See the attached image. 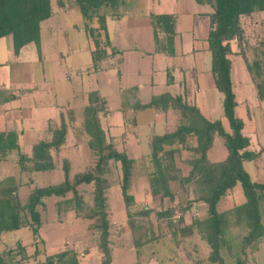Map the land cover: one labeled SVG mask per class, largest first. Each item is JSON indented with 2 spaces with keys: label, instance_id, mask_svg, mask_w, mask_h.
<instances>
[{
  "label": "rangeland",
  "instance_id": "374dc122",
  "mask_svg": "<svg viewBox=\"0 0 264 264\" xmlns=\"http://www.w3.org/2000/svg\"><path fill=\"white\" fill-rule=\"evenodd\" d=\"M62 1L69 7L66 11H55L42 23L40 46L32 42L20 53H16L12 37L0 38V134H19V149L12 151L10 157L0 163V178L4 180L14 176L19 184V197L22 203H26L33 188L63 182L65 161L70 164V178L93 165L95 157L87 143L88 138L83 127V109L88 102V94L98 90L107 99L108 115L103 118V126L109 135L112 134L118 150H126L138 161V175L134 179L132 192L137 200L136 205H141L149 188V177L144 175L142 170L147 169L149 172L152 167L149 162L150 139L155 134L162 135L174 131L182 123V117L178 111L164 112L153 108L127 111L125 115L121 107L122 91L136 87L139 100L143 104L148 103L152 96L164 93L179 94L188 101H194L208 118L222 120L225 129L231 132L224 116L223 95L216 89L211 74L212 56L207 48L210 20L202 14L209 11L210 7L196 4L199 16L178 17L179 35L175 47L180 55L171 57L154 49L148 13L173 14L180 10L178 0H129V4L119 10L122 16L110 18L106 23L107 39L112 47L123 51V61L119 63L120 57L108 58L103 63L105 69L93 73L90 67L94 44L84 30L82 15L78 8H75L74 0ZM55 2L58 3L59 0ZM241 25L244 38L237 51L240 52L241 49L244 57L239 54L232 56L236 112L244 122L243 134L251 141L250 149L261 153L257 161L244 162V167L253 181L264 182V109L258 99L253 76L246 66V60L251 63L264 43V13L243 17ZM101 38L102 41L106 40L104 33ZM112 62L116 67L111 66ZM181 67L190 69L181 70ZM31 75L35 76L34 83ZM30 88L33 89L28 90ZM131 102V99H128V103ZM62 117L66 118L64 119L69 128L61 149H51L55 169L21 173L19 156L31 155L33 147L42 141H52L55 136L53 130L60 128ZM134 117L136 126H129L131 124L128 121ZM11 140L12 138L9 139ZM227 155L224 139L217 135L213 147L208 152V158L219 162ZM187 170L188 168L185 172ZM107 177L114 242L125 245L123 250H116L119 262L130 264L125 258L132 259L133 256L136 261L137 255H140L138 261L142 264L153 250L168 252L164 245L171 246L168 241L171 230L162 218L158 217L163 208L170 207L168 200L156 199L145 217H140L137 209H132L133 225L138 228L131 233L121 195L120 167L113 164ZM91 189L92 185L80 186L87 209L92 205ZM59 199L55 196L45 199L46 209L41 210L43 226L40 232L45 242L40 243L39 248L51 254L66 246L68 249H76L79 257L81 253L86 252L85 256H82L81 264H101L91 221L78 217L73 205L58 216L57 210L61 212V207L56 201ZM245 200L242 187L238 184L221 200L218 209L227 210L244 203ZM197 207L189 218H202L206 215L204 206ZM121 233L123 236H120ZM160 235L168 238L152 240V237ZM33 237L29 228L4 233L0 236V252L13 247L20 240L29 244L28 253H32L34 247L30 244ZM171 248V252L176 251L178 257L176 260L166 259L165 264H183L182 260H186L185 252H189L191 258L188 264L195 261L211 264L207 261L210 249L197 235L188 239L180 249L173 246ZM236 253L243 259L241 253ZM223 256L227 264H237L235 255L232 257L223 251ZM42 259L44 255L38 257V260ZM36 262L37 260L32 258L26 264ZM263 262L264 240L251 248L246 264ZM115 263L119 264L117 260Z\"/></svg>",
  "mask_w": 264,
  "mask_h": 264
},
{
  "label": "trees",
  "instance_id": "16d2710c",
  "mask_svg": "<svg viewBox=\"0 0 264 264\" xmlns=\"http://www.w3.org/2000/svg\"><path fill=\"white\" fill-rule=\"evenodd\" d=\"M195 1L210 7L206 15L210 20L207 48L212 56L211 74L216 89L223 95L224 116L231 132L225 129L222 120L208 118L194 101H188L181 95L164 93L152 96L148 103L142 104L134 88L122 92L121 107L124 114L130 110L135 112L148 108L164 112L174 110L181 114L182 123L174 131L151 137L149 162L152 167L149 172L147 169L142 170L149 177L151 195L169 202L170 207L163 208L158 217L171 230L168 234L171 246L180 249L188 239L197 235L210 249L207 261L211 264H227L223 251L232 257L235 255L237 264H246L248 252L255 244L264 240V182L253 181L244 167V162L257 161L261 153L250 149L251 141L243 134L244 122L236 112L232 56L239 54L244 57L241 49L240 52L237 51L244 38L241 19L264 13V0ZM128 2L129 0H74L75 8H78L84 20V30L94 44L91 72L104 70L103 63L118 52L107 39L106 23L110 18H120L122 14L119 10ZM68 7L62 0L58 3L55 0H0V38L11 36L16 53H20L32 42L40 46L42 23L55 11H66ZM149 21L156 51L175 56L177 16L149 12ZM94 23H97L96 26ZM103 33L106 36L104 41L101 38ZM260 48L251 63L246 60V66L253 76L257 96L264 109V43ZM128 99L132 101L130 104ZM107 113V99L98 90L90 92L83 109V127L95 160L86 171L70 178V164L65 161L63 182L33 188L26 203H22L18 192L19 184L13 177L0 181V236L21 228H29L34 236V241L30 244L34 247L31 254L28 253V244L18 240L13 247L0 252V264H26L32 258L37 260L36 264H81L86 252L79 257L76 249H68L66 246L51 254L39 248L40 243L45 242L40 236L43 226L41 210L46 209L45 199L53 196L60 198L56 201L61 207V212L57 210L58 216L73 205L78 217L91 221L101 264H113L114 237L107 177L113 164L121 169L120 189L131 233L138 228L133 225L132 209H137L140 217H145L150 207L136 205L132 188L138 175V161L130 157L126 150L119 151L116 147L115 139L103 126L102 119ZM68 128L62 117L60 128L53 130L55 136L52 141H42L35 145L32 156H19L21 170L55 169L51 149H61ZM217 135L224 139L228 155L222 161L213 162L208 158V152ZM11 137L13 140L7 141L6 134H0V151L6 150L4 156L0 157L2 161H6L9 152L19 149L16 135ZM238 184L242 187L245 202L220 211L219 203ZM86 185H92L93 200L88 209L80 193V186ZM200 204L205 205L206 215L202 218H189ZM165 237L168 238L160 235L152 237V240L166 239ZM171 246L164 245L169 250L166 253L156 249L149 255L157 256L160 264H165L166 259L176 260L178 254L176 251L171 252ZM236 252L241 253L243 259ZM41 255H44V259L38 260ZM186 256V260H182L183 264H187L189 260L188 255ZM139 257L137 255V263L140 264ZM193 264L201 263L195 261Z\"/></svg>",
  "mask_w": 264,
  "mask_h": 264
},
{
  "label": "crops",
  "instance_id": "0c3cea01",
  "mask_svg": "<svg viewBox=\"0 0 264 264\" xmlns=\"http://www.w3.org/2000/svg\"><path fill=\"white\" fill-rule=\"evenodd\" d=\"M128 4H129V2H128ZM127 4V5H128ZM178 4H179V11H177V12H175V13H173L174 15H176L177 16V31H178V23H179V20H178V17H180V15H184V16H189V17H191V16H195V17H197V16H199L200 15V12L198 13L197 12V5H199V4H197L196 3V1L195 0H178ZM197 4V5H196ZM154 13H157V12H154ZM207 13H209V11L207 10V11H205V12H203L202 14L205 16V17H208L206 14ZM169 14H172V13H169ZM148 15H149V13H148ZM148 18H149V16H148ZM152 28V27H151ZM178 35H179V31H178ZM7 37H11V36H7ZM154 37V36H153ZM178 37V36H177ZM12 39V38H11ZM176 40H177V38H176ZM153 43H154V49L156 50V43H155V40L153 41ZM114 48V47H113ZM115 50H117L118 52H116L115 53V55H113L112 57H110V58H119L120 57V59L118 60L119 61V63L120 62H122L123 61V51L122 50H120V49H118V48H114ZM192 51H194V50H192ZM111 53V52H110ZM177 54H179V53H177V48H176V52H175V56H171V57H176L177 56ZM184 54V52L182 53V55ZM180 55V54H179ZM195 55H197V53L195 54ZM117 61V62H118ZM112 65H114V67H116V65H115V63L114 62H112L111 63V66ZM110 66V67H111ZM168 70H169V68H167ZM183 69H190V68H188V67H185V68H183V67H181V70H183ZM194 70V69H193ZM31 79H32V83H34L35 82V76L34 75H31ZM136 89V94L138 93L137 92V88L136 87H130L129 88V90L130 89ZM33 88H30V89H28V90H32ZM126 90H128V89H125V91ZM123 92V91H122ZM172 94V93H171ZM102 95V94H101ZM172 95H179V94H172ZM103 96V95H102ZM13 97V95H11V98ZM105 97V96H104ZM137 97H138V94H137ZM6 98H4V100H5ZM10 99V98H9ZM138 99H139V97H138ZM142 103V102H141ZM143 104V103H142ZM130 111H133V110H130ZM108 115V114H107ZM126 115V114H125ZM104 117H106V116H104ZM65 118V117H64ZM66 119V118H65ZM102 121H103V119H102ZM128 123L129 124H131V125H129V126H133L134 125V127L136 126V124H137V122H136V119H135V117H134V119L132 118L130 121H128ZM105 128V127H104ZM7 131V130H6ZM109 133V132H108ZM1 134H5V133H1ZM13 134H15L16 135V137H17V142H18V138H19V134L17 133V132H12V133H7L6 134V140L7 141H9V139L10 138H12V140H13V137H11ZM110 136H112V134H110ZM19 144V143H18ZM12 151H14V150H12ZM11 151V152H12ZM6 152V150H1L0 151V157L1 156H4V153ZM11 152H9V157H10V155L12 154ZM32 154H33V149H32ZM32 154L31 155H28V156H32ZM25 155H27V154H25ZM130 156V155H129ZM131 157V156H130ZM133 158V157H132ZM19 159V158H18ZM135 159V158H134ZM1 162H3L1 159H0V163ZM19 164V163H18ZM20 166V165H19ZM3 171V170H2ZM29 171H31V172H37V171H33V170H21V168H20V172L21 173H24V172H29ZM145 175V174H144ZM0 177H1V169H0ZM10 177H13L14 179H15V177L14 176H10ZM2 179L0 178V181H1ZM15 181H16V179H15ZM16 183H18L17 181H16ZM148 186H149V180H148ZM146 193H147V196L144 198V200L141 202V205H143V206H146V207H150L151 208V206H152V204L154 205V203H155V200L157 199V198H155V197H153L152 195H151V193H150V187L148 188V190H146ZM136 202H137V200H136ZM139 205H140V203H139ZM200 206H204L205 207V205H203V204H200ZM205 209H206V207H205ZM127 220V219H126ZM118 233V232H117ZM122 235V233L120 234V236ZM123 236V235H122ZM33 241H34V237H33ZM28 246H29V244H28ZM125 248V245H122V244H115V242H114V250H113V264H116L115 263V261L117 260L118 261V263L119 264H123L124 262H119V258H118V253H117V249H119V250H123ZM123 252V251H122ZM29 254H31V253H29ZM184 255H185V258H187V256L186 255H188V257H189V252H185L184 253ZM132 257V259H130V258H128V259H126L125 258V260L128 262V263H130V264H134V262H137V260L136 261H134L135 260V258L133 257V256H131ZM189 260H191L190 258H189ZM188 260V261H189ZM188 261H187V264H188ZM142 264H160V262H159V259L157 258V256H151V255H149V256H147V257H145V259H144V261H143V263Z\"/></svg>",
  "mask_w": 264,
  "mask_h": 264
},
{
  "label": "built area",
  "instance_id": "2783aa9c",
  "mask_svg": "<svg viewBox=\"0 0 264 264\" xmlns=\"http://www.w3.org/2000/svg\"><path fill=\"white\" fill-rule=\"evenodd\" d=\"M177 218H179V215L177 216Z\"/></svg>",
  "mask_w": 264,
  "mask_h": 264
}]
</instances>
